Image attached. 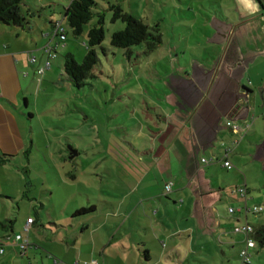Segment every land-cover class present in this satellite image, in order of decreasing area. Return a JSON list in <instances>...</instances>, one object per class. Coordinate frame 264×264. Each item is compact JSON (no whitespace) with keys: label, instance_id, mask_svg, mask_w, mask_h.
<instances>
[{"label":"rangeland","instance_id":"374dc122","mask_svg":"<svg viewBox=\"0 0 264 264\" xmlns=\"http://www.w3.org/2000/svg\"><path fill=\"white\" fill-rule=\"evenodd\" d=\"M69 1L23 0V9L34 17H28L33 29L22 31L20 42L28 44L29 64L34 70L27 69L28 82L33 83L26 89L29 106L25 108L19 100V115L34 140L28 155L1 166L0 215L7 214L13 220L37 215L50 229V223L60 224L63 213L76 206L75 200L63 201V194H73L74 198L76 192L92 193L96 211L77 217L73 225L77 229L78 221L87 220L96 225L109 209L114 219L108 220L105 229H97L105 250L100 259L108 257L106 263L243 264L240 253L246 248L245 237L233 228L244 223L245 214L250 225L264 226V210L250 211L254 206L264 209L262 100L258 98L257 110H250L254 121L245 120L250 124L248 130L241 128L240 136L221 126L215 147L202 153L211 161L200 168L221 195L213 206L221 227L200 226L192 217L191 188L174 185V149L170 145L173 141L175 145L173 139L180 131L174 123L166 122L174 109V91L169 84L180 72H176L178 64L194 62V57H211L207 60L211 62L220 55L219 46L207 42L203 18L222 11L232 20L234 0H96L99 6L95 11L104 16L103 47L107 51H99L100 65L79 89L64 74V57L72 54L78 63L82 61L87 30L97 18L81 35H74L62 21ZM109 4L119 5L149 27L157 26L161 34L158 48L146 55L145 47L138 45L126 55L124 50L111 47V34L125 25L120 20L112 22ZM50 21L61 22L57 27L65 35L63 40L54 36ZM44 46L54 57H48ZM47 60L49 67L45 68ZM40 68H44L42 73H37ZM248 80L249 76H244L243 82ZM251 81L256 83L253 77ZM69 149L78 156L65 159ZM226 149L231 151L229 160L226 157L230 169L223 167L221 158ZM165 182L171 183V190L167 198L162 195L161 204H154L149 200L151 194L163 189ZM240 188L245 189V198L237 191ZM142 199L145 201L139 204ZM157 210L160 213L155 215ZM144 250H148V260L143 257ZM249 253L251 264H264V247L256 245Z\"/></svg>","mask_w":264,"mask_h":264},{"label":"crops","instance_id":"0c3cea01","mask_svg":"<svg viewBox=\"0 0 264 264\" xmlns=\"http://www.w3.org/2000/svg\"><path fill=\"white\" fill-rule=\"evenodd\" d=\"M234 7L237 18L231 10L232 20L227 19L222 11H215L212 17L207 14L203 18L207 42L210 45L219 46L220 55H217L211 62L207 61L211 57L207 59L194 57V62L178 64L176 72L178 70L180 72L174 76L173 83L169 84L174 91V109L170 115L168 114L166 122L174 123V128L180 131L176 139L175 137L173 139L176 142L175 145L174 141L170 145V148L174 149L172 153L175 166L174 185L183 184L191 188L192 217L200 226L208 229L216 225L221 227L213 213V206L221 195L215 192L207 173L200 168H204L211 161L208 159L207 163L202 164L200 162V159L204 158L202 153L215 147L214 141L221 131L218 132L221 126L224 129L229 128L232 134L240 133V136L241 128L248 130L250 124L245 120L249 118V121L251 119L254 121V115L250 118V110L252 108L254 111L257 110L258 98L262 100L260 117L264 123V15L256 0H234ZM31 29L33 27H30ZM17 30L0 24V153L13 157L12 162L19 156H23L25 149L33 144L34 140L31 135L32 131H27L25 122L19 115L20 99L25 104V108L29 106L26 89L32 85L33 80L28 82L29 71L27 69L30 68L33 71L34 65L29 64L28 44L20 42L22 31ZM229 47H232L229 57L230 59L234 57L236 59L234 62L224 57ZM246 75L250 79L247 84L243 82ZM251 77L256 83H251ZM237 85L242 95L249 96L248 101L244 103L240 98L230 105V101L236 96ZM229 107L231 109L228 111ZM19 117L22 119L21 122ZM233 122L235 125L232 124ZM241 123H244L245 127ZM234 144L238 145V141L235 140ZM194 146H197V151H193ZM228 150H225L221 158H226L225 154H227L229 160L228 154L231 151ZM261 156L264 157V151ZM179 163L182 165V171H179ZM2 165L4 164L0 162V170ZM71 195L73 194L62 195L63 201L67 202L70 199L76 202L74 209L63 213L64 220L67 216V222L64 220H61L60 224L52 222L50 229L45 228L41 220L30 226L25 236L29 243L34 245L33 248L20 251L15 243L12 244L13 234L22 231L26 219L31 215L24 220L14 219L12 231L0 230V239L7 234L12 238L4 242L0 264H81L91 259L96 260L97 264H109L106 263L108 257L106 260L100 259L105 255V250L97 229H105L104 226H108V220L114 218L112 216L110 218L109 209H107L103 213V221L96 225L90 220L78 221V228L75 229L73 223L76 218H71L72 212L86 207L85 203L95 208L96 205L93 203L92 193L76 192L74 198H71ZM151 195L150 201H155L154 204H161L162 188L157 194ZM154 197L157 199H153ZM32 200L34 201L35 198ZM144 201L142 199L138 203L141 204ZM38 202L40 203L39 199ZM107 204L111 208V204L109 202ZM42 208H44L43 205ZM159 213V210L155 211V215ZM4 219H10L9 215H0V222ZM157 220L154 222L156 226ZM126 222H129V219ZM244 223H248L246 214ZM112 234V232L110 235L108 233L110 241L113 240ZM133 235V230H130L129 236ZM143 257L145 258L144 254Z\"/></svg>","mask_w":264,"mask_h":264},{"label":"trees","instance_id":"16d2710c","mask_svg":"<svg viewBox=\"0 0 264 264\" xmlns=\"http://www.w3.org/2000/svg\"><path fill=\"white\" fill-rule=\"evenodd\" d=\"M256 1L259 3L262 14L264 15V8L262 4L259 0ZM98 6L99 5L96 0H70L69 4L64 9L62 16V21L66 23L76 36L81 35L84 31V27L87 26L95 17L97 18V20L93 22L87 30L85 41L86 53L82 61L78 63L72 54H66L64 57V74L71 85L78 89L85 84V80L94 76V68L100 65L99 51L103 54L107 51V49L105 50L103 47L105 37L103 29L104 16L100 12L95 11ZM24 7L23 0H0V24L16 28L18 29L17 31L30 30V23L32 21L30 20V22L28 17L32 18L34 15L30 14V12L27 14L28 10H24ZM108 10L112 12V22L120 20L125 25L124 29L115 31L111 34L109 40L111 47L122 49L125 51L126 55H129L131 54L132 47L143 45L145 47V54L149 55L161 44V34L157 26L149 27L140 18L123 12L121 7L117 4H109ZM58 23L61 22L50 21V28L54 31L55 37L63 40L64 38L61 39V36L65 37V35L59 31V28L57 27ZM44 51H47L49 57V54H51L49 47L44 46ZM31 145L32 144L25 149L23 156L30 153ZM12 158L13 157L9 155L0 153V162L3 164H12ZM167 184L168 183L165 182L163 186V196L165 198H167V192L165 189ZM42 205L43 204L40 203V208H42ZM95 211V206L82 207L75 210L71 214V218L75 219ZM29 217H32L33 224L39 221L37 215L35 217ZM13 224V219H4L0 222V230L7 232L12 231ZM4 236H9V234ZM253 239L259 248L264 247V226L254 227ZM30 245V248L34 247L32 244ZM147 253V250L143 253L146 260L149 259Z\"/></svg>","mask_w":264,"mask_h":264},{"label":"built area","instance_id":"2783aa9c","mask_svg":"<svg viewBox=\"0 0 264 264\" xmlns=\"http://www.w3.org/2000/svg\"><path fill=\"white\" fill-rule=\"evenodd\" d=\"M64 36H61V39H63ZM49 57L52 58L54 57L53 54H49ZM33 61V59H32ZM45 68H48L49 67V61L47 60L45 62V65H44ZM44 68H40L37 70V73H42ZM227 125H230L229 123H227ZM225 157H227V154H225ZM223 161V167L224 168H227V169H230L231 168V164L229 163L228 160H226V158H223L222 159ZM200 162L202 164L204 163H207L208 160H206L205 158H201L200 159ZM165 189H166V192H170L171 190V183H168L166 186H165ZM241 196H243L245 198V189H238L237 190ZM264 209H262L261 207H258V206H254L253 209H251L250 211L253 212V213H257V212H262ZM232 210L230 209V212ZM33 224V220H32V217H29L26 219V222L23 226V229H22V233H19V234H15L13 235V243H15V245L17 246V248L20 250V251H25L27 250L28 248L31 247L27 237L25 236V234L28 232L30 226ZM233 232L236 233V234H242L244 235L245 237V243H246V248L243 249L240 253V256L242 258V263L243 264H251L250 262V250L254 249L255 246H256V242L255 240L253 239V234H254V227L248 223H244V224H240V225H236L234 228H233ZM9 236H4L2 239H0V255L3 254L4 252V242L5 241H9L10 239ZM82 264H97V261L96 260H88V261H84Z\"/></svg>","mask_w":264,"mask_h":264},{"label":"flooded vegetation","instance_id":"af4514ba","mask_svg":"<svg viewBox=\"0 0 264 264\" xmlns=\"http://www.w3.org/2000/svg\"><path fill=\"white\" fill-rule=\"evenodd\" d=\"M231 49H232V47L228 48V51L226 52V55H224V57L226 58V60H229L230 62H232V61L234 62V61H236V59L234 57H232L230 59V57H229V53H230ZM261 146H262V149H261V155H262L263 151H264V141L262 142ZM76 156H78V152L77 151L74 152V150H71V149L66 151V156L64 155L65 159H67V160H72Z\"/></svg>","mask_w":264,"mask_h":264},{"label":"water","instance_id":"95a60500","mask_svg":"<svg viewBox=\"0 0 264 264\" xmlns=\"http://www.w3.org/2000/svg\"><path fill=\"white\" fill-rule=\"evenodd\" d=\"M259 1H260V3L262 4V6H263V8H264V0H259ZM236 80H237V78H236ZM237 87H238V89L235 90V91H236V96L234 97L233 100L230 101V105L233 104V103H236L237 100L240 99V98L244 101V103H247V101H248V97H249V96H248V95H247V96L242 95V94H241V91H240V87H239L238 85H237ZM230 109H231V107H229L228 111H229ZM223 116L227 118L226 115H223ZM228 119H229V118H228Z\"/></svg>","mask_w":264,"mask_h":264}]
</instances>
